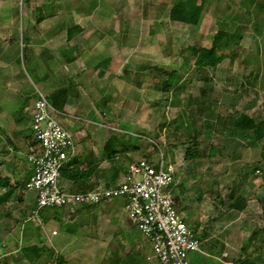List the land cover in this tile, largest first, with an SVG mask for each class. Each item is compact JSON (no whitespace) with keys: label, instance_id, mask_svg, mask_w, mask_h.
Here are the masks:
<instances>
[{"label":"rangeland","instance_id":"rangeland-1","mask_svg":"<svg viewBox=\"0 0 264 264\" xmlns=\"http://www.w3.org/2000/svg\"><path fill=\"white\" fill-rule=\"evenodd\" d=\"M18 1L22 23L29 12L35 33L59 29L64 40L55 50L61 65L45 60L40 48L33 65L22 62V83L29 86L21 91L6 90L14 78L8 67L0 68V176L11 179L9 190L0 188V264H33L23 249L40 247L45 231L57 230L44 216L35 219L27 205L35 196L22 186L33 142L30 107L37 90L51 96L60 89L67 95L66 116L59 118L75 135L77 168L92 171L84 186L118 183L130 163L164 158L176 175L172 195L179 201L187 196L185 211L204 225L201 233L219 249L242 244L254 248L253 260L263 259L264 139L237 129L235 119L246 114L264 122V0H206L196 25L171 19L172 7L186 0H24L22 6ZM217 32L229 35L222 40L227 45L221 64L200 71L193 57L184 60L189 47L210 48ZM173 71L180 80L166 91ZM37 75L50 84L47 90ZM111 207L119 220L108 219L107 229L95 214L83 226L96 221L107 230L103 240L112 236L116 242L119 222L134 224L122 200ZM135 234L154 255L143 234L138 229ZM53 250H44L35 264H83L59 260ZM196 255L201 264L205 257Z\"/></svg>","mask_w":264,"mask_h":264},{"label":"built area","instance_id":"built-area-1","mask_svg":"<svg viewBox=\"0 0 264 264\" xmlns=\"http://www.w3.org/2000/svg\"><path fill=\"white\" fill-rule=\"evenodd\" d=\"M37 95L31 122L34 145L28 155L31 175L26 183V190L35 194V219L41 222L47 208L73 210L123 199L126 213L160 264H190L191 253L201 251L202 241L175 205L173 166L164 158L140 159L128 165L123 180L114 186L99 185L85 192L64 189L62 171L77 155L75 135L61 123V113L48 96L41 91Z\"/></svg>","mask_w":264,"mask_h":264},{"label":"crops","instance_id":"crops-1","mask_svg":"<svg viewBox=\"0 0 264 264\" xmlns=\"http://www.w3.org/2000/svg\"><path fill=\"white\" fill-rule=\"evenodd\" d=\"M16 1L17 0H0V68L8 67L10 69L11 76L14 79L13 82H11V86L9 88L7 87L6 90L13 92H15V90L21 91L23 90V87L25 88L29 86L28 83H22L23 74L21 73L20 66L22 65V62L25 64V66L28 63L30 65H33V58L39 60L40 56L35 57L36 51L39 50L38 48H40L41 54L47 53V55H45V60H47L48 62H57L58 65L62 64V58H60L59 54H56L55 50L59 51V48L63 46L62 41L64 40V34H60L59 29H54L50 31H46L44 29H41L39 31L38 29L37 33H35L36 31H34L32 27L33 19L29 12L25 17L26 22L22 23V20H20L17 11L19 1ZM35 35H37L36 38ZM38 43L40 44V47H37L39 46ZM21 51L24 53V55L20 54ZM51 54L53 56H51ZM72 65L74 66V63ZM37 77H39L44 82V87L47 90V85L49 83L45 84V79H43L39 75H37ZM53 84L54 83H51V85ZM4 100L8 101L6 97ZM35 102L36 101L32 102L33 106L30 107L32 108V110L34 108ZM61 115L66 116V114L64 113ZM61 123L63 124L62 121ZM79 153L80 151H78L77 148V155L75 158L78 159ZM127 167L128 165L125 167V170L121 172V176L119 177L120 180L118 179V183L123 180ZM25 172L27 176L22 186L23 190L25 189V183L29 180L31 175L28 159ZM100 183L101 184H97L94 186H114L118 184H113L112 182ZM61 186L66 190H75L74 185L70 181L65 179L63 176L61 179ZM30 193L33 197L35 196L33 192ZM173 199L175 201V205L178 211L182 214L187 224L199 235L202 241L201 251L194 252V254L191 253L190 264H197L196 254H201V258L202 256L205 257L204 260L203 258L201 259V264H261V261H263L262 264H264V258L261 260H253L251 255H255V250L254 248H250V251H248V249H246L245 247L246 245L243 246L242 244H240L239 246L237 245V247H231L233 248L231 249L229 247H226L225 244H223L220 246L221 249H219L218 245L211 242L212 238L210 236H205L206 232L201 233L202 231L200 230V227L204 228V225H201L199 221H191L189 214L185 211V208H187L186 206L188 203L187 196H183V198L179 201L178 197L176 199L174 195ZM116 200H122L125 210V201L123 199H114L105 203H101L99 205H95V207L85 206L73 210L70 208H64L52 212L49 209H45L42 212V216H44L45 223H47L48 225H53V223H56L58 227L57 230H52L50 232H48L47 230L45 231V241L42 245H40V247H43L44 250L47 251H54V248L56 251L57 258L59 260H77L82 261L81 263L83 264H88L89 262H91L90 264H148L147 257H150L153 260L156 259V257L151 254V251L149 253V251L146 250V242L144 240L139 239L135 234V229H137L135 225L134 227H127L121 224V222L116 221L117 223L119 222V224L117 225V229L118 233H120L119 237L121 239H118L116 240V242H113L112 236L109 235L110 238L107 239L108 241L103 240L102 236H106L107 232L105 228L110 224V221H108V219L112 218L111 220H113V218H115V220H119V218H117V211L115 212V210L111 207V203L115 202ZM27 205L29 206V211H32L35 206V201L34 203H27ZM98 206H102V208L99 210V213L97 212L98 215H96L95 210ZM92 214H95V219H97V217L100 218V221L98 219L97 222H105L103 226L105 228H98V226L96 225V221L94 223L91 222V226L89 227L91 229L83 226L87 221L84 220V218H87ZM67 217H72L73 220H70V223H66L68 222L66 221ZM79 229L80 234H77L76 230L79 233ZM54 231L57 232V235L53 234ZM100 236L102 238H100ZM232 250H234L235 252H232ZM230 256L231 258H229ZM255 258L257 257L255 256L254 259ZM244 259H248L250 260V262H245ZM232 261L234 263H230Z\"/></svg>","mask_w":264,"mask_h":264},{"label":"trees","instance_id":"trees-1","mask_svg":"<svg viewBox=\"0 0 264 264\" xmlns=\"http://www.w3.org/2000/svg\"><path fill=\"white\" fill-rule=\"evenodd\" d=\"M206 4V0H186L181 1L175 4L171 9V19L175 22L184 23L187 25L198 24ZM43 17L41 16L38 19V22H41ZM74 28V27H73ZM70 29V33L72 32ZM78 28V26L76 27ZM74 30V29H73ZM228 38L224 32H217L213 44L210 48L198 49L196 47H189L188 53L189 57L184 60L187 63H190L191 57L194 58V67L198 70L202 71L206 68H216L219 64H221L225 59V54L223 53L224 47L227 44L223 43V38ZM234 39V38H233ZM109 62V61H108ZM108 62L105 61L107 64ZM170 78L166 81V85L164 90L170 91L174 88L175 84L180 80L177 71H173L170 73ZM67 95L66 89H60L59 91L54 92L51 96H48V100L51 105L61 114L64 111L65 97ZM65 114V113H64ZM236 128L243 131H254L256 135L257 141H262L264 139V122H257L255 119L249 117L246 114H242L239 118L235 119ZM32 138V136H31ZM34 145L31 143L30 148ZM31 153V150L29 154ZM28 154V155H29ZM195 156L192 151L188 152V158H193ZM77 158L71 160L67 166L62 171V176L70 181L73 185H76L74 188L76 192H85L88 190H92L95 186L86 187L84 186V181L87 180L92 171H82L77 168ZM27 183V182H26ZM26 183L24 188L26 189ZM0 188L9 190L11 188V179L10 177H1L0 176ZM234 208H236L234 206ZM44 252L43 247L39 246H28L23 249V254L25 258L32 262L33 264L41 257Z\"/></svg>","mask_w":264,"mask_h":264}]
</instances>
